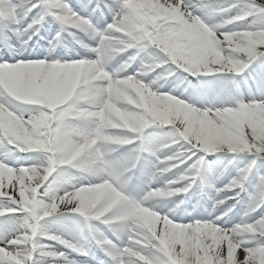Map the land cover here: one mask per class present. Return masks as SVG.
<instances>
[{"label": "snow or ice", "instance_id": "obj_1", "mask_svg": "<svg viewBox=\"0 0 264 264\" xmlns=\"http://www.w3.org/2000/svg\"><path fill=\"white\" fill-rule=\"evenodd\" d=\"M0 264H264V0H0Z\"/></svg>", "mask_w": 264, "mask_h": 264}, {"label": "rangeland", "instance_id": "obj_2", "mask_svg": "<svg viewBox=\"0 0 264 264\" xmlns=\"http://www.w3.org/2000/svg\"><path fill=\"white\" fill-rule=\"evenodd\" d=\"M250 19L239 22L238 24L230 25L229 27L234 28V29L246 27L249 24ZM45 27H47V26L45 25ZM39 35L45 36L44 30H41ZM33 40L37 43V47H46L47 46V40L46 39L40 40L38 37H33ZM88 42L91 43V41H88ZM55 51L56 52H62L63 49L57 48ZM120 62H121V58L119 56L113 58L111 61H109V65H108L109 70H111L112 68L117 66ZM253 67H255V63L253 65ZM246 77H247V71L245 72V74L243 76H237L235 78V82H234L235 83L234 91L238 90L240 94L245 95V96L248 95L249 89L251 88V81L250 80L247 83H245ZM193 83H195V81H193ZM168 87H173V86H170L168 84L164 85V88H168ZM252 91L254 92L255 89L252 88ZM146 134L151 135L154 141H159L164 134V130H162V129H149V130H146ZM208 159H215V157H209ZM228 159H231V157H229ZM239 160H240V158L238 157L237 160L233 161V165L234 166L237 165ZM223 163L226 164L227 159H223ZM231 173H232V168L230 167L228 169V171L225 172L224 175L220 177V179L224 180L226 177H229ZM75 175H76L77 180L81 183H87L89 180L93 179V177H91L87 174L76 173ZM161 180H163V178H161ZM144 182H145V178L137 175L136 177L133 178L131 184L129 185V191L134 196L140 195L141 194L140 190L143 188ZM169 199H175V198H169ZM241 199H245L243 193L241 194ZM147 203H152V201H149ZM192 203H194V201L186 202L185 205H181V209L177 210V215L182 214L181 210L185 209V208L187 209V211H191V204ZM208 207H210V206H208L206 199H204L201 201V206L196 209V212L200 214L201 211L207 210ZM241 211H242V205L237 204L236 209L234 210L233 216L227 218V219H230L231 222L228 225H226V227H231L232 224L239 221V215L237 213H239ZM184 222H187V217H185Z\"/></svg>", "mask_w": 264, "mask_h": 264}, {"label": "bare ground", "instance_id": "obj_3", "mask_svg": "<svg viewBox=\"0 0 264 264\" xmlns=\"http://www.w3.org/2000/svg\"><path fill=\"white\" fill-rule=\"evenodd\" d=\"M206 201H207V204H208V206H210V207H208L207 208V210H205V211H201V215H204V216H206L207 215V213L209 212V211H211V204H212V202L210 201V200H207L206 199ZM181 215V214H180ZM76 259H83L82 257H76Z\"/></svg>", "mask_w": 264, "mask_h": 264}, {"label": "clouds", "instance_id": "obj_4", "mask_svg": "<svg viewBox=\"0 0 264 264\" xmlns=\"http://www.w3.org/2000/svg\"><path fill=\"white\" fill-rule=\"evenodd\" d=\"M161 86H164V85H161ZM175 87V85H173ZM152 201V204H154V206H159V201H154V200H150ZM149 202V201H148Z\"/></svg>", "mask_w": 264, "mask_h": 264}]
</instances>
